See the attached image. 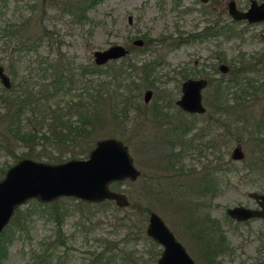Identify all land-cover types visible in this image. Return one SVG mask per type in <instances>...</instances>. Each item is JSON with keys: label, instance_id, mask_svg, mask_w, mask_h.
Here are the masks:
<instances>
[{"label": "rangeland", "instance_id": "374dc122", "mask_svg": "<svg viewBox=\"0 0 264 264\" xmlns=\"http://www.w3.org/2000/svg\"><path fill=\"white\" fill-rule=\"evenodd\" d=\"M65 1L67 5L69 0H0V64L12 87L16 89L17 81L25 76L37 80L48 75L41 70L52 64L60 66L64 75L78 78L82 68L93 62L92 51L112 43L125 45L129 52L105 64L124 68L121 75L128 85L113 110L107 103L92 136H77L72 141L45 146L40 157L31 158L47 162L63 161L72 155L82 158L84 150H89L97 138L115 136L126 144L140 170L133 181L125 179L109 185L126 194L127 205L117 206L112 200L96 205L72 196L73 199L64 200L74 207L61 217V229L68 236L67 261L76 263L87 256L97 248L95 238L100 236L126 241L124 249L132 252L130 264H151L147 258L152 246L144 227L149 211H155L196 264H209L203 258V243L194 235L198 226L187 222L190 206L186 207L200 201L196 189L209 176L215 177V182L213 190L205 195L207 208H201L202 213L207 210L209 219L216 220L226 242L214 262L264 264V219L237 222L225 211L237 204L256 206L247 195L250 190L264 193V176L246 171L244 163L252 160V154L245 135L237 138L240 133L236 128V116L255 114L263 103L264 93L254 91L248 84L259 86L264 81V22L230 21L226 0H94L91 5L70 0L76 1L74 8L71 6L75 14L64 7ZM236 1L243 8L249 0ZM81 10L84 13L79 16ZM217 17L222 25L218 33L202 35L208 19ZM136 37L144 40L143 46L131 43ZM177 39L181 42L172 46L171 41ZM26 44L29 48H25ZM217 54L229 67L225 73L217 69ZM105 64H101V73L106 72ZM185 72L210 81L202 91L206 109L203 113L189 115L174 103ZM82 74L81 82L75 83L78 88L87 83V78L94 77L87 72ZM145 88L152 89L147 103L142 100ZM218 103H222L223 111L230 106L231 112H215ZM71 112L70 119L76 124L77 114ZM178 122L191 127L182 133ZM206 140L210 147H204ZM236 144L243 151L239 159L230 157ZM26 148L18 143L0 148V167L5 170L21 158ZM220 151L223 155L216 159ZM172 159L174 165L168 162ZM36 204L33 199L24 201L0 231V244L5 248L0 264H27L32 247L50 232L53 219L38 209L31 210ZM27 209L31 213L26 226L20 228V211ZM157 247L160 248L158 244Z\"/></svg>", "mask_w": 264, "mask_h": 264}, {"label": "trees", "instance_id": "16d2710c", "mask_svg": "<svg viewBox=\"0 0 264 264\" xmlns=\"http://www.w3.org/2000/svg\"><path fill=\"white\" fill-rule=\"evenodd\" d=\"M76 1L69 0L67 5L65 1L64 7L75 14L72 8H74ZM79 1H86L88 5L94 2V0ZM81 8H84V6L81 5ZM82 10L79 16L83 15L84 12ZM179 42H181L180 39H177L174 40L173 44L177 45ZM25 48H29V45L26 44ZM101 68L102 65H96L91 62L87 67L82 68L80 74H78L79 77L76 78L75 75H64L60 66L52 64L49 69L44 67L41 70L48 75L37 78V80L33 79L32 76H23L24 78L17 81L16 89L12 87L11 82L9 87L1 85L0 148L6 149L7 147L9 148V145L18 143L27 147L25 153H22L20 157L24 155H27V157H40L45 146L56 145L60 141H72L77 136H92L98 128L99 121L102 120L104 111L108 106L107 103L110 104L109 109L113 110L118 97L122 98L123 89L128 85L123 83L124 76L121 75L125 71L124 68L122 69L114 64H105V73L100 72ZM9 70L12 71L11 69ZM82 72L94 74V77L91 79L87 78V83L78 88L75 83L77 84L83 79L80 77L84 76ZM100 74L103 75L100 76ZM248 86L250 88L253 87L256 92L264 93L260 85L249 83ZM75 89L78 91L74 92L73 90ZM249 94L252 95V93ZM241 103L242 101L240 103L236 102V104ZM218 106V112H231L230 106L225 108L224 111L222 110V103H219ZM71 110L77 114L78 120L76 124L70 119L71 113H73ZM241 115L236 116L238 118L236 119V128L240 133L237 138L240 140L241 136L245 135L246 142L249 144V151L252 154L250 157L252 160L244 163L247 165L246 171L264 176V99L255 114L245 113L244 116ZM208 143L209 141L206 140L204 147H210ZM37 145H40L38 149L35 148ZM144 147H147V145L144 144ZM87 151L88 148L84 150L86 152L85 156ZM222 155L223 152L220 151L216 155V159L219 156L222 157ZM74 156L72 155L71 157ZM3 172L4 168L0 167V177ZM205 174H208V172ZM214 178L205 177L202 186L196 189V194L200 201H193L186 206L187 208L190 206L187 212V222L191 226H198L194 235L198 241L203 243L202 252L204 256L201 254V257L203 256L209 264H218V260L215 262L214 260H216V255L222 251L221 248L225 247L226 244L224 236L219 232L216 220L214 218L209 219L207 210L202 213L201 209L207 208L206 203L203 201L205 195L213 190ZM30 199L35 200V203H37L36 208L33 207L31 210L38 209L40 213L47 214L53 219V226L48 235L42 237L32 247L27 264H130L132 252L130 251L129 253L124 249L125 244H127L126 241H114L100 236L95 238L97 248L90 250L87 256L81 257L76 263L68 262L65 255L68 236L61 229V217L74 210V207L64 201L73 198L61 196L47 202H40L34 198ZM109 202L110 200H103L96 202V205ZM82 203L90 204V202ZM76 205L77 203H75ZM115 209L118 208L115 206ZM30 213L31 211L28 209L20 211L22 221L18 227L26 226L27 216ZM208 221H210L209 226L207 225ZM147 238L152 246L147 259L153 264L160 248L149 236ZM4 253V245L0 244V258L5 255ZM127 254H129V257Z\"/></svg>", "mask_w": 264, "mask_h": 264}, {"label": "water", "instance_id": "95a60500", "mask_svg": "<svg viewBox=\"0 0 264 264\" xmlns=\"http://www.w3.org/2000/svg\"><path fill=\"white\" fill-rule=\"evenodd\" d=\"M205 1V0H202ZM227 12L234 19L244 18L248 22L264 19V0L257 3L250 0L245 10L236 8L234 1L227 3ZM142 40L136 38L134 44ZM127 48L120 43L92 51L96 65L106 60L124 56ZM224 70V66H222ZM0 83L10 86L9 75L0 64ZM202 78H189L181 83V94L176 104L189 112H202L200 89L204 86ZM150 90H145L143 100L147 101ZM243 151L239 144L232 147L230 157L239 159ZM139 175L128 153L126 144L118 137L97 138L86 156L71 157L63 161L47 162L31 157H21L8 165L0 177V231L9 221L12 213L20 204L30 198L47 202L61 196H72L81 201L99 202L112 200L117 206L128 204L125 193L110 188V183L133 181ZM247 195L255 200L257 207L241 204L226 208L228 216L235 220L252 217L264 218V193L254 190ZM144 232L160 246L155 264H196L182 243L155 211H149Z\"/></svg>", "mask_w": 264, "mask_h": 264}, {"label": "flooded vegetation", "instance_id": "af4514ba", "mask_svg": "<svg viewBox=\"0 0 264 264\" xmlns=\"http://www.w3.org/2000/svg\"><path fill=\"white\" fill-rule=\"evenodd\" d=\"M200 2H203V3H206L208 0H205V1H202V0H199ZM228 1H230V0H226V2H225V6H226V12H227V3H228ZM232 1H234V4H235V6H236V8H238V9H240V10H245L248 6H249V4H250V0L248 1V4L245 6V7H243V8H241L239 5H238V3H237V1L236 0H232ZM257 3H259L260 1H262V0H255ZM205 12H207V11H205ZM227 14L229 15V17H230V21H243V22H245V23H248V24H254V23H259V22H264V19H261V20H255V21H251V22H248L246 19H244V18H240V19H234V18H232L231 16H230V14L227 12ZM127 20H128V22H130L131 21V18H130V16H128L127 17ZM221 20H220V18H216V19H208V21L206 22L207 23V25L206 26H204L203 27V31H201V34L202 35H214V34H216V33H218V30H220L221 29V23H219ZM194 35H198V34H193V36ZM261 37H262V43H263V56H264V35H262V33H261ZM136 38H140V37H136ZM136 38H134V39H136ZM134 39H132L131 40V43H133V40ZM141 40H142V42L140 43V44H134L135 46H138V47H140V46H143V44H144V40L142 39V38H140ZM181 40V39H180ZM171 43H174V40L173 41H171ZM170 43V44H171ZM180 43V42H179ZM121 44V43H120ZM123 45V44H122ZM124 47H126L125 45H123ZM172 46H175L174 44H172ZM127 48V47H126ZM127 51L129 52V49L127 48ZM127 52V53H128ZM127 53L125 54V55H127ZM124 55V56H125ZM121 57H123V56H121ZM217 57H219V62L217 63V69L221 72V73H225V72H227L228 70H229V67H228V65L226 64V63H223L222 61H221V58H220V56L217 54ZM119 58V57H118ZM118 58H114V59H118ZM114 59H109V60H106L103 64H105L106 62H108V61H110V60H114ZM93 60V59H92ZM94 63V62H93ZM102 64V65H103ZM193 65V64H192ZM222 66H224L225 68H224V70H222L223 68H222ZM153 70V69H152ZM152 70H149V71H147V72H151ZM197 71H200V69H198ZM185 74H186V76H184L183 77V79L181 80V82H180V87H179V90H180V92H179V95H178V97L177 98H175L174 99V103H175V105L178 107V108H180L183 112H185V113H187V114H194V113H203V112H205V106L203 105V102H202V91H203V89L204 88H206V86L209 84V79L207 78V77H205V76H197V77H190V76H188V74H187V72H185ZM184 74V75H185ZM146 75V74H145ZM189 78H192V79H195V78H202V79H204L205 80V84H204V86H202L201 87V89H200V99H201V103H202V105H203V107H204V110L202 111V112H189V111H185V110H183L179 105H177L176 104V100L179 98V96H180V94H181V83L185 80V79H189ZM221 80H222V78L221 79H219V82H221ZM262 84V85H261ZM262 86V87H261ZM217 87H218V85H216L215 87H214V91H217ZM260 87L261 88H263V90H264V81L262 82V83H260ZM150 90V94H149V96H148V99H147V101H144L143 100V95H142V100H143V102L144 103H147L148 101H149V99H150V97H151V95H152V89L151 88H145L144 89V91L145 90ZM144 91H143V94H144ZM217 93V92H216ZM218 95H216L215 97H217ZM219 104V103H218ZM219 106L218 105H216V107H214V110H215V112H218L217 111V108H218ZM211 118V117H210ZM179 124H181L180 122H178ZM190 127H191V125L190 126H185V125H183V124H181V129H183V130H181L182 131V133H184V132H187L188 131V129H190ZM144 142L145 141H143V144H144ZM142 146V145H141ZM179 154V153H178ZM162 160V159H161ZM162 162H163V160H162ZM168 162H169V164H171V163H173V165H174V163H175V159H172L171 160V162L168 160ZM139 170V169H138ZM139 173H140V170H139ZM258 205L256 204V206H254V207H257ZM252 218H256V217H252ZM259 218H262V217H259ZM248 219H251V218H248ZM248 219H245V220H248ZM262 219H264V218H262ZM245 220H235V221H237V222H242V221H245Z\"/></svg>", "mask_w": 264, "mask_h": 264}]
</instances>
